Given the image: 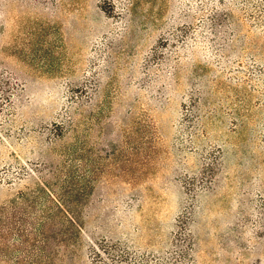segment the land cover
I'll list each match as a JSON object with an SVG mask.
<instances>
[{
    "label": "rangeland",
    "instance_id": "1",
    "mask_svg": "<svg viewBox=\"0 0 264 264\" xmlns=\"http://www.w3.org/2000/svg\"><path fill=\"white\" fill-rule=\"evenodd\" d=\"M223 1L0 0V264H264V27Z\"/></svg>",
    "mask_w": 264,
    "mask_h": 264
},
{
    "label": "trees",
    "instance_id": "2",
    "mask_svg": "<svg viewBox=\"0 0 264 264\" xmlns=\"http://www.w3.org/2000/svg\"><path fill=\"white\" fill-rule=\"evenodd\" d=\"M239 0H228V2H238ZM221 3L224 4V1L221 0ZM243 6H248L251 9V14L247 15L248 19L255 23L256 26L264 27V0H241ZM236 4V3H233ZM215 29L222 28L226 26V29H230L231 31H237L236 22L232 18L231 14L228 12H221L218 14V18L214 23ZM215 36L219 40L221 37V31H215ZM223 33V32H222ZM218 46V47H217ZM212 48L216 51H223L229 48H232V45L229 42H223L220 45H216L215 41H212ZM224 48V49H223ZM79 226V225H78ZM106 245L104 243H96L92 247V251L96 258H99V250H103Z\"/></svg>",
    "mask_w": 264,
    "mask_h": 264
}]
</instances>
